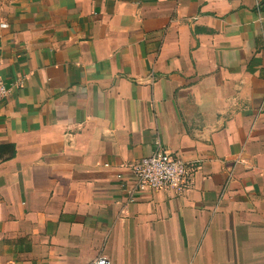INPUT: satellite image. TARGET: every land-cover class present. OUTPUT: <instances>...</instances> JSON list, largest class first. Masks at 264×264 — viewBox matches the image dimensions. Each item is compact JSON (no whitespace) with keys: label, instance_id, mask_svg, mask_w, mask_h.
Segmentation results:
<instances>
[{"label":"crops","instance_id":"obj_1","mask_svg":"<svg viewBox=\"0 0 264 264\" xmlns=\"http://www.w3.org/2000/svg\"><path fill=\"white\" fill-rule=\"evenodd\" d=\"M0 78V264H264V0L0 5ZM156 142L190 185L127 202Z\"/></svg>","mask_w":264,"mask_h":264},{"label":"built area","instance_id":"obj_2","mask_svg":"<svg viewBox=\"0 0 264 264\" xmlns=\"http://www.w3.org/2000/svg\"><path fill=\"white\" fill-rule=\"evenodd\" d=\"M21 84V79L5 82L0 78V100L4 99L12 88ZM197 165L181 156L171 153L160 142L153 150L128 165L129 178L121 187L127 202H133L139 196L157 191L181 195L190 185L191 176ZM231 174L228 175L227 180ZM90 264H110L109 259L99 254Z\"/></svg>","mask_w":264,"mask_h":264},{"label":"rangeland","instance_id":"obj_3","mask_svg":"<svg viewBox=\"0 0 264 264\" xmlns=\"http://www.w3.org/2000/svg\"><path fill=\"white\" fill-rule=\"evenodd\" d=\"M14 1H17V0H0V5H5V4L7 5V4L14 2Z\"/></svg>","mask_w":264,"mask_h":264}]
</instances>
